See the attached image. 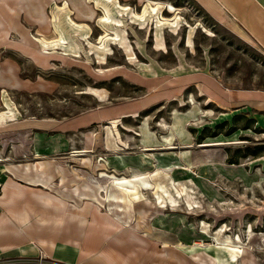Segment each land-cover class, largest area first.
I'll return each instance as SVG.
<instances>
[{"label":"rangeland","instance_id":"374dc122","mask_svg":"<svg viewBox=\"0 0 264 264\" xmlns=\"http://www.w3.org/2000/svg\"><path fill=\"white\" fill-rule=\"evenodd\" d=\"M92 1L86 21L61 8L47 49L18 18L27 40L0 50L3 157L52 159L60 194L151 226L190 264H264V50L195 0ZM241 94L262 100L229 103ZM43 122L78 125L33 133Z\"/></svg>","mask_w":264,"mask_h":264},{"label":"crops","instance_id":"0c3cea01","mask_svg":"<svg viewBox=\"0 0 264 264\" xmlns=\"http://www.w3.org/2000/svg\"><path fill=\"white\" fill-rule=\"evenodd\" d=\"M61 1L62 4H58V0H0V50L20 46L27 40L18 19L20 16L38 29L42 36L37 35L35 39L41 44L42 40L51 43L56 38L61 8L84 21L95 9L92 0ZM195 1L213 19L232 21L238 31L253 38L264 50V0ZM51 4L52 13H46ZM52 28L55 35L44 38L51 31L53 33ZM24 51L27 56L37 58L38 51ZM8 63L0 60L1 80L10 77L6 73ZM250 97L232 95L229 103L240 99L262 100L261 97ZM77 125L51 127L49 122H43L36 125L33 133L74 130ZM6 159L0 149V163L3 164V175H0V264H37L35 258L39 254L45 258L42 264H190L182 253L168 246L169 240L166 244H158L157 237L150 234L151 226L141 230L129 224L122 225L97 201L79 198L75 201L60 194L63 191L53 184L59 179L62 185L63 177L52 159L32 163H13Z\"/></svg>","mask_w":264,"mask_h":264},{"label":"bare ground","instance_id":"6f19581e","mask_svg":"<svg viewBox=\"0 0 264 264\" xmlns=\"http://www.w3.org/2000/svg\"><path fill=\"white\" fill-rule=\"evenodd\" d=\"M98 2H101V4H102V2L104 3H111V2H113V0H98ZM97 2V3H98ZM104 6V5H103ZM118 7H119V9H121V10H127L128 8L127 7H125V6H123V7H120L119 5H117ZM104 9H105V15L103 16V20L104 21H106V22H110L112 19H111V16L106 12L107 11V8L104 6ZM130 9V8H129ZM132 10V9H131ZM133 13H135V12H133ZM66 15V14H65ZM134 16V15H133ZM142 16V15H141ZM143 17V16H142ZM66 19H68V21L70 22V23H73L72 22V20L70 21L69 20V17H68V15H66ZM138 19H139V17H138ZM74 26H76L77 28L79 27L78 25H76V24H74ZM103 36V35H102ZM101 39V38H100ZM66 40H65V38H63V36H60L59 38H58V43L59 44H62L63 45V43L65 42ZM41 45H43L44 47H46V48H49L52 44H50V43H46L44 40H42V42H41ZM220 143V141H207L204 145H210V146H212V145H217V144H219ZM203 145V146H204ZM168 147V146H167ZM162 148H163V146H162ZM168 148H170V147H168ZM151 148L150 147H147V148H144L143 149V151H147V150H150ZM161 149V148H160ZM76 151V150H75ZM76 154H78V155H82V156H84V155H86V154H88L89 153V151L88 150H84V151H82V152H75ZM90 153H91V151H90ZM72 155V154H71ZM74 155V154H73ZM78 155H76V156H78ZM85 159H87V158H85ZM84 159V160H85ZM4 162V161H3ZM3 171V167L1 166V170H0V173H3L2 172ZM7 174V173H6ZM124 192V191H123ZM239 252V251H238Z\"/></svg>","mask_w":264,"mask_h":264},{"label":"built area","instance_id":"2783aa9c","mask_svg":"<svg viewBox=\"0 0 264 264\" xmlns=\"http://www.w3.org/2000/svg\"><path fill=\"white\" fill-rule=\"evenodd\" d=\"M35 261H36L37 264H42V263H44L45 258H43V257L41 256V254H39V255L35 258ZM53 263H54V264H63V263H61V262H53Z\"/></svg>","mask_w":264,"mask_h":264}]
</instances>
